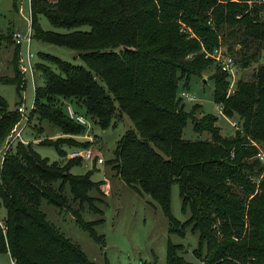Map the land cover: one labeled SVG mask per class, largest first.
<instances>
[{
	"label": "trees",
	"instance_id": "1",
	"mask_svg": "<svg viewBox=\"0 0 264 264\" xmlns=\"http://www.w3.org/2000/svg\"><path fill=\"white\" fill-rule=\"evenodd\" d=\"M32 37L80 51L85 66L45 52L33 65L36 78L27 123L46 121L60 135L44 138L65 158L70 148L91 143L75 136L87 130L66 111L83 106L85 116L102 129L126 114L133 123L116 142L111 159L115 174L139 193L155 200L169 221L168 234H197V262L188 261L184 247L170 239L165 264H264V63L251 79L239 78L228 93V74L206 56L218 47L242 67L258 62L264 48V3L252 0H29ZM66 32L44 30L39 16ZM88 29H81V26ZM13 35V34H12ZM14 42L9 35L7 41ZM15 43V42H14ZM19 44L13 74L0 81L15 85L21 98L25 74L20 69ZM19 60V63H18ZM215 65L213 101L228 118H237L230 134H222L219 117H196L200 108L185 109L179 88L189 89L192 76ZM34 75V74H33ZM181 88V90H182ZM0 95V148L21 120ZM79 114V112H76ZM83 115V114H82ZM84 116V115H83ZM84 116V117H85ZM208 137H183L188 120ZM41 132V129H38ZM80 157L52 161L41 157L30 142L7 149L0 164V252L14 264H96L39 209L42 199L71 211L77 224L102 243L93 224L83 219L86 206L99 213L92 190L101 181L91 172L74 174ZM58 186L54 187V183ZM177 184L181 221L172 214L171 188ZM68 187L78 207L70 206Z\"/></svg>",
	"mask_w": 264,
	"mask_h": 264
},
{
	"label": "rangeland",
	"instance_id": "2",
	"mask_svg": "<svg viewBox=\"0 0 264 264\" xmlns=\"http://www.w3.org/2000/svg\"><path fill=\"white\" fill-rule=\"evenodd\" d=\"M39 23L42 29L57 32H66L65 28H58L51 25L44 15L39 16ZM30 25L29 0H0V77L11 76L13 67L10 64L16 47L7 37L14 31H27ZM81 29H88L84 25ZM20 54L21 73L25 74V88L21 92L22 100L16 92L15 85L0 81V95L4 97L8 104V109H15L16 106H23L25 114L29 112L33 103L34 84L41 83L36 78L35 71H22L21 65L26 63L27 44L23 42L18 46ZM29 49L33 53L31 62L38 59L39 52L49 53L75 65L85 66L79 56L80 51L65 46L44 42L36 38L31 39ZM264 63V48L258 62L252 63L248 67H242L238 61H234L235 80L239 78L251 79L252 74L258 64ZM215 71V65L206 69L202 76H192L190 78L189 89H183L180 85L179 90H185L192 97V100L183 99L185 109L189 110L194 104H199L200 108L195 113L200 117L206 113H212L219 117L217 124L221 127L222 134H230L238 125L236 117L228 118L221 112V107L213 101L214 80L211 75ZM34 74V75H33ZM205 79V80H204ZM75 112L85 116L83 106L77 107L74 102H69ZM66 106V105H65ZM89 123V128L82 135L75 138L81 141H89L91 144L84 149H91L96 155H100L104 162L97 163L95 157L89 161H83L80 165L73 166L71 172L74 174H84L91 172V180L103 182L102 193L92 190L90 193L99 197L95 201L101 212L96 213L89 210L86 206L80 213L86 221H96L93 228L98 235L103 236V242L94 240L87 230L80 227L75 221L71 211L60 209L55 205L42 199L39 209L45 214L47 220L51 222L67 238L75 242L87 254L88 258L96 264H165L166 244L170 239L174 243H180L184 247L183 256L192 262H197L193 254V249L197 245L198 236L191 231H187L184 237L177 234H168L169 221L161 211L158 203L144 193H139L130 185L120 179L113 168L111 159L118 139L129 129L133 128L131 119L122 114L113 119L112 124L102 129L97 123L88 116H85ZM21 126L25 123L24 115L18 122ZM236 123V125H232ZM41 132H38V129ZM6 137L0 148V162L3 155ZM60 132L46 121L32 120L27 123L22 138L25 143L30 142L33 149L41 156L52 161H64L69 157L74 148L63 146L67 152L65 158L61 157L54 146L42 145L38 141L44 138L55 139ZM183 137L189 140H196L208 137L207 133L198 134L193 130V121L188 120L183 130ZM21 141H16L9 146V149L16 146ZM263 152V149H260ZM264 153V152H263ZM54 183V187L58 186ZM105 184V186H104ZM64 193L68 197L70 206L73 209L78 207V202L72 200L68 187ZM171 210L174 217L178 220H185L188 214L181 210V199L177 184L171 188ZM6 209L0 205V221L4 220ZM0 264H14L7 253L0 252Z\"/></svg>",
	"mask_w": 264,
	"mask_h": 264
},
{
	"label": "built area",
	"instance_id": "3",
	"mask_svg": "<svg viewBox=\"0 0 264 264\" xmlns=\"http://www.w3.org/2000/svg\"><path fill=\"white\" fill-rule=\"evenodd\" d=\"M222 1V0H218ZM253 2L256 3H264V0H252ZM13 40L15 44H22L25 42L27 44V53H26V63L21 65L22 71L24 73L26 72H31L33 71V64L31 62V58L34 56L33 53L29 49V44L32 39V31H31V26L29 25L26 33L21 32L20 30H16L13 32ZM206 56H210L214 59L215 63L218 65L221 71L226 72L228 74L227 80L229 81V86H228V93L233 92L235 88V66H234V60L233 58L226 52L225 47H218L216 48L212 53H207ZM179 95L184 99L192 100V97L186 92L185 90H180ZM17 110L21 112L24 115V120L25 123L22 124L21 126H18L19 123L15 125V127L12 129L10 132V135L8 139L5 142V147L3 151V155L9 149V146L16 142V141H21L25 143V140L22 138V132L27 124V115L25 114V110L23 106H18ZM66 111L68 115L81 123L82 125L86 126L87 130L89 128V123L87 119L81 115L76 113L71 105L69 103L66 104ZM232 125H236V123H233ZM3 155L1 157V160L3 159ZM69 157H80L83 159V161H89L93 157H95V160L97 163H102L104 162L103 158L100 155H96L93 153L91 149H84V148H74L71 150ZM257 157L264 163V153L260 150L257 153ZM1 164V162H0Z\"/></svg>",
	"mask_w": 264,
	"mask_h": 264
},
{
	"label": "crops",
	"instance_id": "4",
	"mask_svg": "<svg viewBox=\"0 0 264 264\" xmlns=\"http://www.w3.org/2000/svg\"><path fill=\"white\" fill-rule=\"evenodd\" d=\"M102 186V185H101ZM104 186H105V184H104Z\"/></svg>",
	"mask_w": 264,
	"mask_h": 264
},
{
	"label": "water",
	"instance_id": "5",
	"mask_svg": "<svg viewBox=\"0 0 264 264\" xmlns=\"http://www.w3.org/2000/svg\"><path fill=\"white\" fill-rule=\"evenodd\" d=\"M205 80V79H204Z\"/></svg>",
	"mask_w": 264,
	"mask_h": 264
}]
</instances>
